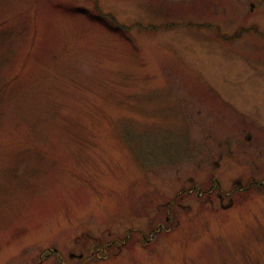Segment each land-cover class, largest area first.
<instances>
[{"label":"rangeland","instance_id":"1","mask_svg":"<svg viewBox=\"0 0 264 264\" xmlns=\"http://www.w3.org/2000/svg\"><path fill=\"white\" fill-rule=\"evenodd\" d=\"M251 28L264 0H0V264H264Z\"/></svg>","mask_w":264,"mask_h":264},{"label":"flooded vegetation","instance_id":"2","mask_svg":"<svg viewBox=\"0 0 264 264\" xmlns=\"http://www.w3.org/2000/svg\"><path fill=\"white\" fill-rule=\"evenodd\" d=\"M253 7H254V5L252 4L251 9H253ZM216 32L219 33V29H216ZM242 32L236 33L234 36H231V37L233 38V40L238 39L239 37L242 38V36H243ZM247 32H252L254 34V36H256L260 40L264 41V31L258 30L257 28H251V29L244 31V33H247ZM218 36H220V35L218 34ZM231 37H230V39H231ZM224 40L226 41L227 38L224 37L223 42H225ZM251 68H252L251 70L254 71L255 75H257L256 80L259 81V84H263L258 88L256 95H259V97H264V80H263L264 74L259 75L260 69H257V67L253 66ZM250 74L252 75L253 73L250 72ZM261 87H263V90L261 89ZM261 90H262V92H261ZM257 102H260V98H259V101H257ZM254 105H255V107H254L255 109H253ZM256 105H257V103L255 104V103H251V102L245 103L242 105L241 108H243V110H241V113H240L241 118L244 117L245 118L244 121L246 119H248L247 121H251V122L244 125V121H243L242 123L239 124V126L242 129V133H244V141H245V145H246V146H244V148L242 150V155H243V157H245L244 159L250 161L249 157H251V152L249 150L254 148V151L256 153L254 163L260 164V163L264 162V134L262 133V132H264V117L258 110L256 111ZM256 185H258V188H262L261 190L264 189V182L257 184L255 181H251L248 184L247 189L250 190V189L254 188ZM199 191L200 190H196V192H198L197 196H202L205 194V193H203L201 191L199 192ZM211 192H212V190H210L208 192V194H211ZM187 193H190V192H187ZM231 194L232 193H230L228 195L224 194V193L222 194L221 191H220V193H218L217 198L220 202L221 207H224L223 201L226 198H229V206L232 204V200L230 198ZM177 196L178 195H176L173 198V200L170 202V204L169 203L166 204V206H168V207L172 206V208H174V206L175 207L179 206L178 203L176 202L177 198H178ZM165 219H166V222H169V221H172L174 219V217L167 215ZM163 229H165V227L162 224H159L156 230H152V232L150 231V236L153 237L154 234L161 232V230H163ZM132 232L137 233V234L142 233L141 230H137V229L132 231ZM131 235L132 234L130 233L127 238L130 239ZM142 237L146 238L145 236H142Z\"/></svg>","mask_w":264,"mask_h":264},{"label":"trees","instance_id":"3","mask_svg":"<svg viewBox=\"0 0 264 264\" xmlns=\"http://www.w3.org/2000/svg\"><path fill=\"white\" fill-rule=\"evenodd\" d=\"M98 17L101 18L99 22H100V24H102L103 22H101V21H103V19H104L103 16H102V17L98 16ZM103 25L106 26V27H110V26L113 25V23L110 24V23H108V22H107V23L104 22ZM118 28H120V27H118ZM118 28H116L115 26H114V27H111V29H114V31H115L116 34H119V35H120V32H119Z\"/></svg>","mask_w":264,"mask_h":264}]
</instances>
